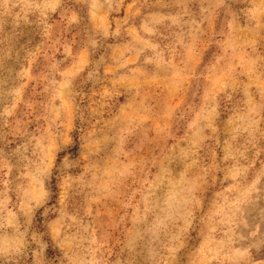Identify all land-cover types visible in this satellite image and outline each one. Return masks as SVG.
<instances>
[{"label":"clouds","instance_id":"clouds-1","mask_svg":"<svg viewBox=\"0 0 264 264\" xmlns=\"http://www.w3.org/2000/svg\"><path fill=\"white\" fill-rule=\"evenodd\" d=\"M0 264H264V0H0Z\"/></svg>","mask_w":264,"mask_h":264},{"label":"rangeland","instance_id":"rangeland-1","mask_svg":"<svg viewBox=\"0 0 264 264\" xmlns=\"http://www.w3.org/2000/svg\"><path fill=\"white\" fill-rule=\"evenodd\" d=\"M153 85H155V88L158 89V90L162 89V85L158 84V83H155L154 81L146 82L145 87L149 90V92H151L152 88H153ZM161 95H163L162 92H161Z\"/></svg>","mask_w":264,"mask_h":264}]
</instances>
